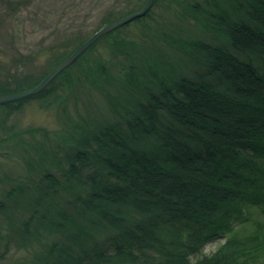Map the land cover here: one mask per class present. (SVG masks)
Returning a JSON list of instances; mask_svg holds the SVG:
<instances>
[{
	"label": "trees",
	"instance_id": "16d2710c",
	"mask_svg": "<svg viewBox=\"0 0 264 264\" xmlns=\"http://www.w3.org/2000/svg\"><path fill=\"white\" fill-rule=\"evenodd\" d=\"M130 1L92 34L147 0ZM187 2L211 33L162 31L174 59L121 35L152 7L40 94L0 105L3 139L25 164L0 190V264H264V221L253 219L264 217V0ZM91 35L0 65V95L35 87ZM99 42L120 59L88 58ZM42 53L47 67L35 71ZM61 91L77 115L60 132L7 126L31 99L63 103ZM13 249L24 255L5 263Z\"/></svg>",
	"mask_w": 264,
	"mask_h": 264
},
{
	"label": "rangeland",
	"instance_id": "374dc122",
	"mask_svg": "<svg viewBox=\"0 0 264 264\" xmlns=\"http://www.w3.org/2000/svg\"><path fill=\"white\" fill-rule=\"evenodd\" d=\"M201 2L203 3V0ZM133 3L134 1L130 0H0V65L9 66L14 58L23 60L24 56L35 54L45 47L54 46L59 50L63 37L71 34H78L81 38L89 36L102 24V19L107 13L121 14L132 8L130 5ZM186 4L187 0H162L153 7L151 17L145 19L143 24L132 22L123 28L121 35L127 40L146 46L149 50L155 51L165 46L166 58L170 56L174 59L178 54L172 46L171 50L166 44L169 41L163 36L160 39L158 37L162 31L171 33L172 29L177 30L180 33L177 39L183 40L189 39V34H192L190 37L192 39L195 36L206 38L211 33L201 22L204 15L199 14L197 19L191 17ZM99 56L113 63L117 58L120 59V55L113 54L104 42H99L88 58ZM49 57V53L38 55L35 71L47 67ZM61 93L67 97L61 104L55 103L48 107L39 99H31L24 103L20 110L7 119V126L13 128V131L33 127L60 132L65 126L67 114L72 117L77 115L73 93L67 94L64 91ZM80 95L85 99L83 94ZM3 110L0 106V117L3 116ZM63 110H66V113ZM4 132L0 130V190L7 187L8 180L25 172V164L13 150L12 142L3 139ZM261 216L256 212L253 215L254 221L255 219L264 221V217ZM0 230L4 232L3 229ZM254 230L255 225L250 223L239 227L237 232L244 236ZM224 242L225 240H222L207 245L203 253L212 254ZM23 252V250L16 252L13 249L5 263L23 256Z\"/></svg>",
	"mask_w": 264,
	"mask_h": 264
},
{
	"label": "water",
	"instance_id": "95a60500",
	"mask_svg": "<svg viewBox=\"0 0 264 264\" xmlns=\"http://www.w3.org/2000/svg\"><path fill=\"white\" fill-rule=\"evenodd\" d=\"M154 2L155 0H147L144 6L138 11L122 16L97 30L66 60L56 66L38 85L23 92L0 95V105L25 100L43 92L65 69L76 63L102 37L137 18L144 17L151 10Z\"/></svg>",
	"mask_w": 264,
	"mask_h": 264
}]
</instances>
